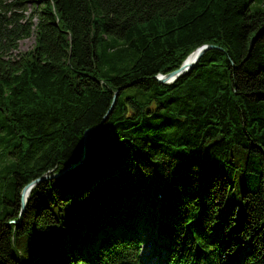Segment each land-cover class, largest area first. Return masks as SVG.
Returning <instances> with one entry per match:
<instances>
[{"label":"trees","instance_id":"1","mask_svg":"<svg viewBox=\"0 0 264 264\" xmlns=\"http://www.w3.org/2000/svg\"><path fill=\"white\" fill-rule=\"evenodd\" d=\"M250 2L0 0V264H147L141 232L158 264H264V10ZM203 44L187 74L156 79ZM82 155L20 212L24 185Z\"/></svg>","mask_w":264,"mask_h":264},{"label":"water","instance_id":"2","mask_svg":"<svg viewBox=\"0 0 264 264\" xmlns=\"http://www.w3.org/2000/svg\"><path fill=\"white\" fill-rule=\"evenodd\" d=\"M212 47H215V46L209 45V44H203V45L199 46L198 48L193 50L185 58V60L181 63V65L178 68L173 69V70H171V71H169V72H167L165 74H158V75H156V79L159 82L165 83V84L173 83L179 77L183 76L184 74H187L195 66V64L198 62L199 58L202 56V54L207 49L212 48ZM116 96H117V91L114 94V100H113L112 105L115 103ZM111 108H112V106L107 111V113L105 114L103 119H105L108 116V114L111 111ZM88 131L89 130H86V132H85L84 142H85L86 137L88 135ZM82 158H83V155L80 157V159L78 161L67 163V165L63 169H61L59 172L52 173V174H43L40 177H38L36 179H33L29 183L24 185V187L20 191V212H23L25 210V208H26V200L24 199V195L26 194V192H29L31 190V188L33 186H35L40 180L47 179V178H55V177H58L61 174H64L65 172L71 170L73 167L77 166L82 161ZM18 221H19V218L17 220H15V221H12V222L17 223Z\"/></svg>","mask_w":264,"mask_h":264},{"label":"rangeland","instance_id":"3","mask_svg":"<svg viewBox=\"0 0 264 264\" xmlns=\"http://www.w3.org/2000/svg\"><path fill=\"white\" fill-rule=\"evenodd\" d=\"M250 8L252 10L261 9L264 10V0H251ZM35 38L34 33L29 37L22 38L18 41V51H26L30 49L34 44ZM6 158L0 157V173L1 175H5V179L3 182H7L8 175L4 169V162ZM142 238L144 240V244L141 250V257L143 260L147 262V264H158V258L156 256V249L153 245V242L149 238V234L147 232H141Z\"/></svg>","mask_w":264,"mask_h":264},{"label":"bare ground","instance_id":"4","mask_svg":"<svg viewBox=\"0 0 264 264\" xmlns=\"http://www.w3.org/2000/svg\"><path fill=\"white\" fill-rule=\"evenodd\" d=\"M29 192H30V191H29ZM29 192H26V194L24 195V199H25V200L28 199Z\"/></svg>","mask_w":264,"mask_h":264}]
</instances>
